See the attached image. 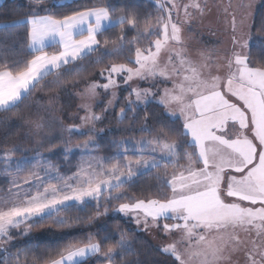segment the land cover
<instances>
[{
	"label": "rangeland",
	"instance_id": "obj_1",
	"mask_svg": "<svg viewBox=\"0 0 264 264\" xmlns=\"http://www.w3.org/2000/svg\"><path fill=\"white\" fill-rule=\"evenodd\" d=\"M152 1L156 18L134 41V66L113 65L78 94L81 120L66 144L37 153L50 150L43 137L0 156V238L15 231L24 238L42 218L59 222L62 211L106 196L114 204L109 218L92 214L68 229L69 245L79 244L78 230L93 242L73 250L61 245L50 264L98 256L90 229L107 232L108 255L115 254L128 225L177 264H264V0ZM232 79L228 90L225 80ZM123 98L131 111L161 106L174 123L78 139L108 115L122 119ZM186 132H209L213 143L195 149ZM221 144L239 150L234 160H223ZM237 161L247 167L236 170ZM149 172V192L136 193L132 184ZM242 185L261 201L247 198ZM39 230L26 240L34 242ZM12 246L0 239L1 264L20 263ZM31 246V258L39 256Z\"/></svg>",
	"mask_w": 264,
	"mask_h": 264
},
{
	"label": "trees",
	"instance_id": "obj_2",
	"mask_svg": "<svg viewBox=\"0 0 264 264\" xmlns=\"http://www.w3.org/2000/svg\"><path fill=\"white\" fill-rule=\"evenodd\" d=\"M57 1L59 0H8L0 5V72L19 75L29 68L36 57L29 49L30 27L27 21L31 18L49 16L63 20L85 11L104 8L109 11L112 19L125 18L126 21L103 32L96 50L42 78L17 105L0 111V156L13 151L14 147L38 143L43 137L48 139L50 150L44 152L37 150V153L51 152L65 145L67 137L73 134L72 129L77 128L81 120L77 110L78 94L86 87L100 82L101 76L104 75L102 73L111 66L122 64L134 66L133 60L136 56L134 41L156 18L154 16L156 6L152 0ZM259 19L260 15L255 20L256 26ZM255 47L256 44L251 49L254 51ZM53 51V48H49L47 53L51 54ZM124 99L119 102V109L125 110L122 119H117L116 113L108 115L107 118L96 122L95 129L78 134V139L113 137L130 134L146 125L159 122L163 125L174 123L161 106L151 103L143 109L131 111L123 104ZM153 183L154 177L152 172H149L137 177L132 188L138 194H146ZM112 206L114 204L111 197L103 196L97 202H88L79 208L62 211L63 218L59 222L55 216L44 217L29 230L40 228L33 233L34 242L32 238L30 242L26 240L31 236L29 231L25 232L28 235L24 238L22 232L15 231L0 239L8 246L13 244L12 257L15 256L18 260L21 258L18 264H50L54 255L60 251L61 245H65L64 247L69 250L93 242L85 243L88 236L83 235L82 230H78L75 234L79 237V244L69 245L71 233L68 229L73 228L75 222L92 214L109 218L107 215L110 214ZM128 226L123 237L121 236L120 248L115 254L110 255L107 246L111 244V240L107 232L103 230L96 234L92 229L87 230L89 235L96 236L89 239H96L101 252L83 264H104L106 261L111 264H177L162 252H157L150 241L136 232L134 227ZM36 238L40 239L35 240ZM32 244H36L35 250L39 251V256L34 255L31 258L28 252L30 247L34 248Z\"/></svg>",
	"mask_w": 264,
	"mask_h": 264
},
{
	"label": "crops",
	"instance_id": "obj_3",
	"mask_svg": "<svg viewBox=\"0 0 264 264\" xmlns=\"http://www.w3.org/2000/svg\"><path fill=\"white\" fill-rule=\"evenodd\" d=\"M27 22L30 27L29 49L32 53L36 54V57L31 62L29 68L19 75L0 72V111L17 105L42 78L57 72L61 68L78 61L96 50L99 46L100 35L118 25L119 20L112 19L107 9L98 8L79 13L63 20L42 16L31 18ZM49 48L54 49L53 53H47ZM233 79L231 82L225 80V86L228 87V90L230 83L231 85L236 83ZM219 95L222 96V92ZM190 125L193 124L190 123ZM208 133L197 134L190 132L187 135L190 137L191 145L195 149L205 150L208 148L207 146L213 143V138ZM221 153L224 156L222 157L224 161H230L234 160L232 154L239 153V150L237 148L235 149V146L233 148L221 144ZM228 158L230 159L228 160ZM204 162V164H211L212 166L215 164L212 163L214 162L212 160ZM237 162L236 170L247 167L246 163ZM201 169L205 172L208 170L204 166ZM213 171H207L208 175ZM242 187L243 194H245L248 187L246 188L245 185H242ZM245 196L251 198L247 194ZM251 199L261 201L260 197H253ZM83 252H86V250ZM89 253L94 252H86V254H83V256L77 258L71 264H76L78 261L86 258Z\"/></svg>",
	"mask_w": 264,
	"mask_h": 264
}]
</instances>
